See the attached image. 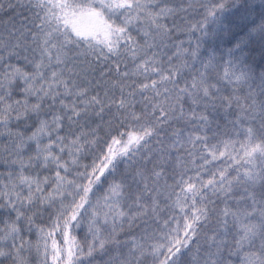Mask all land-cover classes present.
<instances>
[{"label":"snow or ice","instance_id":"6c2138e0","mask_svg":"<svg viewBox=\"0 0 264 264\" xmlns=\"http://www.w3.org/2000/svg\"><path fill=\"white\" fill-rule=\"evenodd\" d=\"M232 7L0 0V264H264V73L202 53Z\"/></svg>","mask_w":264,"mask_h":264},{"label":"trees","instance_id":"16d2710c","mask_svg":"<svg viewBox=\"0 0 264 264\" xmlns=\"http://www.w3.org/2000/svg\"><path fill=\"white\" fill-rule=\"evenodd\" d=\"M245 0H236L237 7L226 11L218 25L210 27V35L202 44L205 56L215 53L218 57L228 58L230 51H237L236 45L244 49L242 55L257 73H264V38L249 37L246 19H254L257 15L255 0H247L248 8H238ZM264 3V2H263ZM260 5V4H259ZM255 50V51H253ZM251 57V59H249Z\"/></svg>","mask_w":264,"mask_h":264},{"label":"rangeland","instance_id":"374dc122","mask_svg":"<svg viewBox=\"0 0 264 264\" xmlns=\"http://www.w3.org/2000/svg\"><path fill=\"white\" fill-rule=\"evenodd\" d=\"M264 2V0H255V5H259L262 4ZM204 52V50H202Z\"/></svg>","mask_w":264,"mask_h":264}]
</instances>
